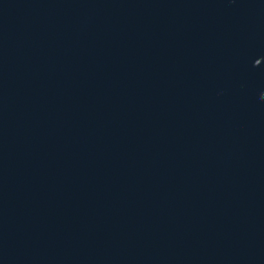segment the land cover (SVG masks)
<instances>
[{"label": "water", "instance_id": "water-1", "mask_svg": "<svg viewBox=\"0 0 264 264\" xmlns=\"http://www.w3.org/2000/svg\"><path fill=\"white\" fill-rule=\"evenodd\" d=\"M0 264H264V0H0Z\"/></svg>", "mask_w": 264, "mask_h": 264}]
</instances>
